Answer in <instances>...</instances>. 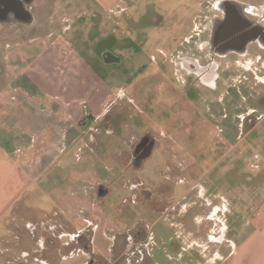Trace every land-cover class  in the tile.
<instances>
[{
    "label": "rangeland",
    "instance_id": "1",
    "mask_svg": "<svg viewBox=\"0 0 264 264\" xmlns=\"http://www.w3.org/2000/svg\"><path fill=\"white\" fill-rule=\"evenodd\" d=\"M220 1L35 0L25 9L26 21L0 20L2 138H16L33 153L38 149L42 129L28 125L48 114L43 108L49 101L50 79L59 86L64 82L57 74L61 53L62 64L67 66L62 88H70L66 100L71 88L85 95L98 82L93 77L98 73V87H105L110 94L104 106L115 102L103 118L116 123L112 133L104 134L106 129L98 126L99 122L95 124L103 113L84 111L81 118L77 114L72 120L73 127H80L75 133L78 144L67 152L78 146V153L96 158L98 178L109 183L99 184L100 191L93 194L98 203L86 217L92 222V234L96 225V233L104 240L109 238L108 244H115L107 263L186 264L187 252L194 248H188L181 236L206 235L211 228L205 220L210 207L222 204L220 195H234L241 185V174L251 175L249 166L254 168L256 156L264 154V72L257 70L251 76L231 66L233 81L224 83L197 77L184 82L177 70L181 57L195 54L193 46L200 51L206 39L202 31L208 29ZM238 1L244 10L253 6L264 16V10L252 3L255 0ZM249 50L247 60L254 68L253 57L259 52L254 46ZM107 52L115 60L105 66L99 55ZM228 59L235 60L233 56ZM36 78L39 85L31 83ZM38 90L45 97L33 96ZM77 100L83 109L90 106L87 96ZM52 116L56 124L60 115ZM59 128L49 130L50 140L62 141ZM141 133H147L156 144L130 169L120 154L128 151L132 136L135 139ZM243 148L246 161L240 163L237 156ZM66 154L60 155L59 161ZM54 166L50 163L51 169ZM100 168L107 174L101 175ZM66 180L68 183L71 177ZM137 181L145 193L128 188V184L137 186ZM62 186L58 193L28 194V202L50 213L64 194L66 201L75 203L68 196V184ZM94 189L91 186L89 190L95 193ZM33 215L34 219L40 216L37 210ZM80 227V223H72L75 230ZM60 232L62 229L56 234ZM136 242L138 249L131 245ZM31 247L40 250L36 241ZM177 252L183 256L178 262ZM81 260L62 261L56 256L54 263L77 264ZM26 264L42 263L30 257Z\"/></svg>",
    "mask_w": 264,
    "mask_h": 264
},
{
    "label": "crops",
    "instance_id": "2",
    "mask_svg": "<svg viewBox=\"0 0 264 264\" xmlns=\"http://www.w3.org/2000/svg\"><path fill=\"white\" fill-rule=\"evenodd\" d=\"M252 3H257V6L264 10V0H255ZM31 83L39 85V79L36 78ZM48 85L50 87L48 90H51L49 94L46 93L49 101L43 108V111L45 110L48 114L34 125H28L29 128L34 126L36 129H42L38 134L41 136L38 149L33 153L30 148L23 147L22 141L16 138L4 139L2 138L4 134L0 133V264H26L30 257L42 264H55L56 256L62 261H67L68 258L83 259L77 264H87L88 261L92 264H113V262H107L114 253L115 244H108L109 238L106 240L101 238L96 233L98 229L96 225V232L92 234V222L86 219L87 215L92 213V206L98 203L93 199V194L100 191L99 184L109 185V183L103 178H98L96 158L92 160L84 157L83 154L78 153V146L69 154L67 153L72 146L78 144L75 133L80 127L75 128L74 124L71 125L72 120H76L77 114L81 118L84 111L85 114L103 113L101 118L98 116L95 124L99 122L98 126L106 129L104 134L112 133L114 126L101 125L105 117L101 105L107 96L94 92L93 83L92 89L85 95L76 94L73 92L75 89L71 88L72 92L68 93L69 97L66 100V93L70 88H62V83L59 86V83L51 79ZM22 86L24 87V84ZM41 86L45 89L46 82L42 81ZM32 94L45 97L43 91ZM86 96L90 106L83 109L78 105L80 100L77 99ZM54 101L57 103L59 101L60 105ZM57 113L60 119L54 124L52 115L54 114L55 117ZM56 127H60L61 142L52 141L47 136L49 130ZM133 140L131 138L129 141L128 151L120 154V159L125 160L130 169L134 168L129 158ZM243 153L244 148L237 156V162L245 163ZM64 154L66 156L59 161L60 155ZM255 159L254 168L252 165L249 166L251 175L248 172L241 174V185L235 188L234 195H230L232 197L220 195L223 200L222 204L210 207L205 219L210 222L211 227L207 234L202 237H196L191 233L181 236L188 248H194L193 251L187 252L186 264H264V154L257 155ZM50 163L56 166L51 169ZM100 170L103 173L101 175L107 174L102 168ZM67 177H71L68 183ZM34 181L36 184L32 186ZM67 184L69 186L68 196L75 203L66 201L67 197L64 194L62 199L58 198L57 207L50 213L35 209L34 205L28 202V194L50 190L58 193L61 190L60 186L66 188ZM129 185L128 188L131 191L137 189L136 191L140 194L147 191L140 188L142 184L138 181L137 186ZM88 186L97 188L95 193L90 192ZM127 200V198L124 199V201ZM35 210L40 215L37 219H34L33 215ZM97 215L96 212L95 219L98 218ZM72 223H80L81 227L75 230L72 228ZM61 229L62 232L56 234ZM63 237H67V240L59 243L57 240ZM112 238L115 241V238ZM131 238L129 237V241ZM33 241L40 245V250L35 251L31 247ZM131 245H135L137 249L140 246L137 242ZM177 254L179 255L176 257L178 262L183 256L180 252ZM57 264L61 263L57 262Z\"/></svg>",
    "mask_w": 264,
    "mask_h": 264
},
{
    "label": "flooded vegetation",
    "instance_id": "3",
    "mask_svg": "<svg viewBox=\"0 0 264 264\" xmlns=\"http://www.w3.org/2000/svg\"><path fill=\"white\" fill-rule=\"evenodd\" d=\"M33 1L35 0H0V20L11 22L26 21L28 13L25 9ZM250 7V10H244L243 5L238 0L220 1L218 8H215V13L210 19L208 29L202 31L206 39L201 42L200 51H196L193 46L192 53L195 54H186L177 63V70L181 73L182 81L186 82L190 77H197L198 80L204 82L211 80H218L224 83L228 80L233 81L231 80L233 75L229 72L231 66L240 67L241 70L238 69V71L244 70L251 76L257 74V70L264 72V16L259 15L254 7ZM251 46H254L259 52L253 57L254 68L251 61L247 60L250 57L249 49ZM231 56L235 60H229L228 57ZM99 59L105 66L115 60L108 52L100 53ZM62 60L64 59H62L61 53L57 74L65 82L67 74L65 68L67 66L62 64ZM94 74L97 77L94 75L93 77L99 82V74ZM238 75L235 76V79ZM64 82L62 86L65 84ZM98 82H94L96 87L93 88V91L107 96L106 99H108L110 97L108 90L103 86L98 87ZM118 95L121 96L122 92ZM106 99L101 105L104 116L109 113V106L115 104L113 100L105 107ZM102 123L104 127H112L116 124L110 120ZM132 138L134 139L133 136ZM133 141L129 158L130 164L135 167L142 157L150 154L156 143L147 133L138 134ZM87 264L92 263L88 261Z\"/></svg>",
    "mask_w": 264,
    "mask_h": 264
},
{
    "label": "water",
    "instance_id": "4",
    "mask_svg": "<svg viewBox=\"0 0 264 264\" xmlns=\"http://www.w3.org/2000/svg\"><path fill=\"white\" fill-rule=\"evenodd\" d=\"M220 3V2H219Z\"/></svg>",
    "mask_w": 264,
    "mask_h": 264
}]
</instances>
